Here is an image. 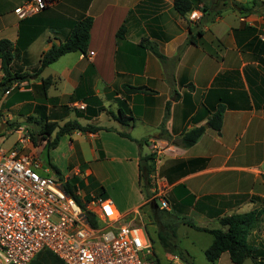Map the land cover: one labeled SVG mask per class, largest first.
<instances>
[{"label": "crops", "instance_id": "obj_1", "mask_svg": "<svg viewBox=\"0 0 264 264\" xmlns=\"http://www.w3.org/2000/svg\"><path fill=\"white\" fill-rule=\"evenodd\" d=\"M26 1L0 0V40L12 43L16 72L36 74L43 53L64 44L77 22L93 19L84 58L80 52L64 55L0 96L6 118L19 109L36 110L31 102L43 88L42 79L51 78L46 104L37 112L45 111L60 126L76 120L103 128L61 137L53 151L68 139V171L63 174L49 162L44 167L51 175L77 177L82 199L94 195L111 201L122 216L138 213L147 202L140 157L152 155L150 142L160 140L183 149L180 157L155 161L157 186L166 189L168 211L178 219L217 229L225 216L264 207V13L245 7L247 0H234L239 17H223L217 0H201V17L191 21L190 13L178 14L174 0H59L20 19L15 10ZM123 26L125 34L117 38ZM143 41L155 45L163 60ZM126 87L141 90L128 93ZM73 105L88 107L85 116L78 117L82 109ZM220 106L225 112L218 133L209 120ZM121 110L132 118L128 124L110 114ZM199 128L205 130L199 140L183 147L182 137ZM187 194L195 197L191 205ZM261 220L249 241L264 251ZM182 249L194 262L191 252ZM225 258L216 264L230 260ZM173 264L185 263L178 259Z\"/></svg>", "mask_w": 264, "mask_h": 264}, {"label": "built area", "instance_id": "obj_2", "mask_svg": "<svg viewBox=\"0 0 264 264\" xmlns=\"http://www.w3.org/2000/svg\"><path fill=\"white\" fill-rule=\"evenodd\" d=\"M58 1L27 0L15 14L30 18ZM200 17L198 11L189 14L191 21ZM15 133L19 136L10 149L0 147V264H30L44 250L64 264H156L144 223L133 214L120 215L111 201L94 195L81 207L39 156L25 152L32 146L31 136L21 127ZM150 146L155 161L183 154V149L160 140ZM153 179L149 201L169 210L166 189H159ZM111 212L117 213L115 218Z\"/></svg>", "mask_w": 264, "mask_h": 264}, {"label": "trees", "instance_id": "obj_3", "mask_svg": "<svg viewBox=\"0 0 264 264\" xmlns=\"http://www.w3.org/2000/svg\"><path fill=\"white\" fill-rule=\"evenodd\" d=\"M201 0H174V8L179 15L185 17L193 11H201ZM203 12V11H202ZM93 24L92 18H84L77 22L72 29V34L69 39L59 47L53 46L48 51L43 53L40 60V67L36 74L16 72L13 70V62L15 60V52L12 43L8 40H0V61L1 69L3 73V79L0 82V96L10 92L12 86L16 83H22L30 81L31 79L39 76L48 66L56 62L60 57L80 52L85 54L88 49L90 40V30ZM125 34L124 26L121 27L117 33V38L123 37ZM143 47H148L160 60H163V56L159 53L155 45L148 41L141 43ZM43 90L47 93V90L52 84L51 78L42 79ZM128 93H136L140 91L139 88L126 87ZM76 98H79L75 92ZM86 108V109H85ZM81 111L77 110L78 117H84L88 107H85ZM80 109V108H79ZM44 111V109H42ZM90 112L95 116L96 112ZM225 108L220 106L215 113L212 114L209 120V126L216 132H221L223 126ZM44 114V122L46 128H42L40 131L30 134L33 145L38 147L45 142L44 148L49 152L51 149H55L58 146L59 140L65 135H72L73 133H97L102 130V127L95 125H82L76 120L67 121L63 125H59L55 122H48V117ZM113 118L122 124H128L132 121L131 117H126L121 110L119 115L110 113ZM56 132L55 138L51 140L49 135L52 131ZM204 128H199L186 133L182 139L181 144L185 148L192 147L204 133ZM121 136L131 139V136L126 133H119ZM56 173L60 176L59 171ZM139 175L142 186L146 192L147 202L144 206L151 208L152 218L155 225H157V231H151L145 225L148 235L154 244V250L156 246L160 247L165 253L177 257L185 264H194L190 258V254L183 250L177 243L178 239V226L185 224L193 229L208 233L213 236L212 244L206 249L205 256L207 260L216 264L223 254H228L232 264H244L246 260H251L253 264H264V251L258 250L249 241V237L257 229V225L264 217V207L256 208L249 213L245 214H233L225 216L219 220L220 228L209 229L205 227H199L194 222L186 219H178L173 212L168 210H161L157 201H149L152 196L153 177L156 175V163L154 155L141 156L139 162ZM60 180L64 181V189L67 194L75 199V201L84 208L85 204L90 200L82 199L78 191L81 189L82 184L77 179L70 178L64 180L62 176ZM186 191L185 187L182 186ZM188 193V191H186ZM188 204H193L195 197L187 194ZM143 207V206H142ZM142 207L140 209H142ZM156 252V250H155ZM156 256V253H155ZM157 263V257H156ZM30 264H64L57 256L48 250L41 252Z\"/></svg>", "mask_w": 264, "mask_h": 264}, {"label": "rangeland", "instance_id": "obj_4", "mask_svg": "<svg viewBox=\"0 0 264 264\" xmlns=\"http://www.w3.org/2000/svg\"><path fill=\"white\" fill-rule=\"evenodd\" d=\"M248 2L245 4V7L250 8V9H255L258 10L261 13H264V7L261 3V1L264 0H247ZM218 4L219 10H221V14L223 17H239V11L233 10L235 5L234 0H217L216 1ZM238 8V7H237ZM212 16H215L214 13H211ZM236 15V16H235ZM46 92L43 90L41 87L39 91L36 92L34 96L33 102H31L32 106L36 108L34 109H19L17 111H12L11 112V118H6L4 115L6 114L4 109L0 110V147L5 148V149H10L13 144L15 143L17 137L19 136L15 131L19 129L20 127L23 129V131L27 132V135H30L34 131L38 132L40 131L43 127L46 128V123L44 122V114L41 112H37L40 110L38 108L41 105L46 104ZM60 112V111H58ZM49 115V114H48ZM47 113L45 116H49ZM52 118H60L59 116H52ZM48 122H53V121H48ZM59 121L55 122L57 124ZM53 139L55 138L56 133L51 132L49 134ZM32 141V138H31ZM67 140H63L59 148L55 151L51 149L50 151L51 154L48 157V151L47 149L44 148V143L40 144V146L36 147L33 145L32 142V147L30 146L28 149L25 150L26 153L28 154H33L36 156H39L43 163L48 165L50 162L52 165H55L58 167L59 170L63 172V174H66L68 171L67 164H68V157L66 153L69 151V142ZM55 162V164H54ZM72 178L77 179V177L73 176ZM90 199L89 196H85L84 200ZM184 209L187 211L188 208L184 207ZM135 217H137L138 222L144 223L147 225V228L150 229L151 231H157V225H155L154 219L152 218V211L151 208H148L147 206H143L142 209L139 210L138 213H132ZM195 220L197 215L195 214H190ZM262 221V220H261ZM260 223L257 225V227H260ZM200 222V221H198ZM207 226H213V224L208 223L207 221L203 222ZM218 227L214 228H219ZM212 228V227H210ZM253 233V232H252ZM178 239L177 243L179 240V244L181 243V247L184 249H187L191 252L193 255V258L195 259L194 264H212L210 263L206 256H205V248H208L212 242H213V236L204 233V232H199L192 227L188 225H180L178 226ZM178 244V245H179ZM156 250V257H157V263L156 264H173L174 257H171L172 255L165 253L159 246L155 248ZM225 259H229L228 254H225ZM227 261L224 262L221 261V264H232L230 260H225ZM244 264H253L251 260H246Z\"/></svg>", "mask_w": 264, "mask_h": 264}, {"label": "bare ground", "instance_id": "obj_5", "mask_svg": "<svg viewBox=\"0 0 264 264\" xmlns=\"http://www.w3.org/2000/svg\"><path fill=\"white\" fill-rule=\"evenodd\" d=\"M116 215H117V213H116V212H111V213H110V217H111V218H115V217H116Z\"/></svg>", "mask_w": 264, "mask_h": 264}]
</instances>
